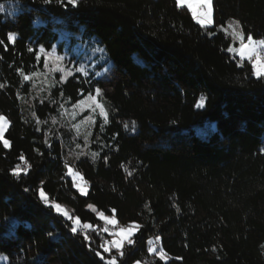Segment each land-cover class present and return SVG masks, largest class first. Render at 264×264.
<instances>
[{
  "label": "trees",
  "instance_id": "obj_1",
  "mask_svg": "<svg viewBox=\"0 0 264 264\" xmlns=\"http://www.w3.org/2000/svg\"><path fill=\"white\" fill-rule=\"evenodd\" d=\"M0 5V39L16 34L7 49L0 45L10 141L8 149L0 141L3 264H103L95 253L110 255L99 246L98 211L140 225L117 264H165L148 251L156 236L167 264H264V78L237 63L232 36L220 29L236 19L245 36L264 39V0H213L214 23L204 28L175 0ZM39 46H55L74 65L96 63L63 81L55 73L36 91L44 60L28 49ZM97 87L108 119L95 118L90 153H76L71 136L50 123ZM207 121L206 137L192 131ZM25 161L28 172L17 179L10 169ZM65 162L81 173L84 195ZM40 188L90 229L73 235L71 222L39 200Z\"/></svg>",
  "mask_w": 264,
  "mask_h": 264
},
{
  "label": "snow or ice",
  "instance_id": "obj_2",
  "mask_svg": "<svg viewBox=\"0 0 264 264\" xmlns=\"http://www.w3.org/2000/svg\"><path fill=\"white\" fill-rule=\"evenodd\" d=\"M44 4H49L52 2V0H43ZM55 2L62 6L71 5L72 7H77L79 0H55ZM187 6L188 10L191 11L193 19L196 20L197 24L201 26V28H204L209 25H213V0H202L201 4V11L198 14L194 9L193 5L191 3H188L187 0H175V6L180 9L183 6ZM4 10V6L0 5V11ZM223 27V26H221ZM228 29H231V35L234 38V40L239 41V47H229L228 51L233 54H238L239 61L238 64H242L245 60L247 63L251 66V74L257 78H264V39L256 40L251 33L247 34L246 41H245V33L241 27L240 21L236 19H232L227 23V31ZM7 44L5 43L4 39H0V45H3L5 49H7L8 44H14L16 40V34L13 32H8L7 36ZM29 52L36 51L37 59L40 58V55L43 54L44 56V63L45 67H48V61L51 58L55 65L56 70L63 73L61 75L60 79L63 81L65 80L66 76H71L74 72H80L84 75H87V73L84 72V69L82 67H72L69 69H65L63 66L64 57L59 56L56 54V47L53 46L51 51H47L43 46H39L38 50L29 48ZM102 51V50H101ZM24 80H28L29 77L24 75L23 72L20 73ZM0 87H3V85H0ZM96 95L93 96L89 94L85 97L83 100H79V105H89L93 108V111L98 108L100 115L104 117L105 122H107L108 119V113L105 109V107L97 102V97L102 94V90L97 87L95 88ZM205 102V97L201 95L200 100L198 101L197 107H203ZM90 119V118H89ZM135 122H133L134 124ZM175 123V122H173ZM9 121L8 119L0 114V141H2L3 148L8 149L10 147V141L8 139H5V132L8 129ZM127 127V125H125ZM47 143V140L45 141ZM85 142L87 143V136H85ZM264 151V149H262ZM21 160H23V156H21ZM30 166L27 165V162L25 161V166L21 167L20 165H17L16 167L10 169L11 174L16 177L17 179L20 178L22 173H27ZM65 168H68V163L65 162L64 164ZM78 173H71V175L75 176ZM81 192H83V189H80ZM25 191H29V189H25ZM38 198L39 200L45 205L46 208H48L50 211H55L57 215H62L66 221H70L71 226V232L73 235L78 234V218H73L59 203H56L55 201H51L44 190L42 188L38 189ZM89 208H92V205L88 206ZM115 211V210H113ZM97 215L101 217L106 224H112L114 226V229L118 230H112L109 232V228L105 227L104 232L109 233L113 239L110 241H105L104 243L100 244L99 246L103 248V252L110 255V258H105V256L101 255L99 251H97L95 254L100 258L101 261H103V264H117L118 260H120L121 257L126 256L125 252V244L128 246H131L134 244L133 236L137 232V230L140 228V225L136 223H130L126 227H120L116 218L108 217L104 215L103 212H98ZM83 227L85 229L90 228L91 226L88 224H84ZM49 235H52L49 233ZM83 239L85 241H90V237L87 234H84ZM160 237L156 236L155 239H149L147 241L148 243V251L150 253H153L156 256H159V259L161 261H165V264H167L168 261V255L163 250V248H160L157 250L155 247L156 241H159ZM115 252L116 254H112V252ZM121 264H126V261H121ZM136 264H140L139 261H136Z\"/></svg>",
  "mask_w": 264,
  "mask_h": 264
},
{
  "label": "rangeland",
  "instance_id": "obj_3",
  "mask_svg": "<svg viewBox=\"0 0 264 264\" xmlns=\"http://www.w3.org/2000/svg\"><path fill=\"white\" fill-rule=\"evenodd\" d=\"M187 2L191 3L193 5V9L198 14L200 13L202 0H187ZM190 13H191V11H190ZM227 23L225 25H223V27L220 26V29L222 31H224V32H226V33L231 35V31H232L231 29H228L227 31H225V29H227ZM209 26H211V25H209ZM246 37L247 36H245V41H246ZM255 39L259 40L261 38H255ZM230 46L231 47H239V41L234 40V38L232 37V43H231ZM97 52L99 53L100 58L103 57L101 49L97 50ZM56 54L59 55V56H62V55L58 54L57 52H56ZM230 54L233 57H236L238 59V61H239L240 58H239L238 54H233V53H230ZM41 56L43 57V60H44L43 54H41ZM62 63H63V66L65 67V69H69V68H72V67H77V68L78 67H82L84 69V72L87 73L88 69L93 68V66L95 65L93 63H96V62L93 61V59H90V60H87L86 63H83V64L82 63H79V64L76 63V65H74L73 60L70 59V61L67 62L66 59H64V61ZM55 73H57L60 76L63 75V73H61V72L56 70V65H55L54 61L50 58L49 61H48V67H45V63H44L43 72H41L39 75H37L33 79V84H34V87H35L36 91H41L43 89L44 85L48 82V78L50 76L54 75ZM91 95L95 96L96 95L95 91ZM83 99H85V97ZM97 102L101 103L105 107V105L101 101V97L100 96L97 97ZM96 117L104 118L103 116L100 115V112H99L98 108H96L93 111V108L91 106H89L87 104L86 105H79L78 102H77L76 104H74L69 109H62L60 111V113H59V116L52 118V121H51L50 125L53 128H57L59 132H62V130H63L64 133L66 132L68 134L67 136H69V135L71 136V138L68 139L67 142H68V146L70 147V149L72 151H75L76 153H90L89 150H88V148H89V136L91 134V130H92V127H93V122H94ZM208 126H209V122L207 121V122L204 123L203 126L194 125V126H192L191 129L197 135H199L201 137H206L208 135V133H209ZM60 128H61V130H60ZM85 136H87V143L85 142ZM4 138L7 139L6 136H4ZM67 173H68L69 177L72 179L75 189L80 194L84 195L86 193V191H87V184H86L85 180L83 179L81 173H79L78 171H75L70 166H68V168H67ZM71 173H78V174L73 176V175H71ZM80 189H83V192H81ZM61 206H62V208H64L70 214V212L67 210L66 207H64L63 205H61ZM90 209L96 210L95 207H92ZM98 212H102V211H98ZM103 213H104V215H106V216H108L110 218L113 217V216L115 217L114 214H109V213H105V212H103ZM97 217L103 222V227L100 229V233H99V235L101 236L100 244H102L105 241H110V240L113 239V237L109 233L104 232V228L105 227L109 228V232L112 231V230H118V229H114V226L112 224H106L105 221L101 217H99L98 215H97ZM73 218H77V217H73ZM84 224H88V223H82L78 219V223H77L76 226H77L78 229L87 230V229H85L83 227ZM88 225H90V224H88ZM119 226L120 227H126L127 225L119 224ZM88 229H90V228H88ZM96 232H98V231H96ZM101 249L103 250V248H101ZM5 262H6L5 255L4 254H0V264H3ZM139 262H140V264H144L141 261H139ZM132 264H136V262H134Z\"/></svg>",
  "mask_w": 264,
  "mask_h": 264
}]
</instances>
